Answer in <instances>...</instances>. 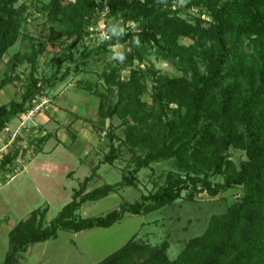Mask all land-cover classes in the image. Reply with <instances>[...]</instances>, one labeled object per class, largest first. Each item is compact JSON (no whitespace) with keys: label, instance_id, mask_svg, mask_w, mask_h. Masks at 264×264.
Listing matches in <instances>:
<instances>
[{"label":"trees","instance_id":"1","mask_svg":"<svg viewBox=\"0 0 264 264\" xmlns=\"http://www.w3.org/2000/svg\"><path fill=\"white\" fill-rule=\"evenodd\" d=\"M18 1L0 0V59L17 41L27 16L28 4L16 5ZM44 5L51 22L52 45L66 43L61 38L64 30L54 25L59 20L66 22L69 35H75L69 48L94 31L90 25L106 7L105 16L112 18L111 22H130L127 34L118 41L124 44L125 62L110 63L102 74V83L78 80L80 87L100 98L101 123L116 114L125 126V138H122L110 123V149L100 162L113 163L118 157L119 145L114 142L118 138L137 159V169L172 157L180 166L194 165L198 159L206 158L212 173L222 174L223 180L212 181L208 172L202 176L189 171L185 175L169 171L164 183L141 194L139 199L121 202L105 214L79 217L76 211L85 201L136 184L135 176L124 171L122 180L86 190V183L97 173L99 162L50 223L44 225L48 207H39L10 230V246L0 264L18 263L30 244L54 238L60 229L79 231L109 226L127 212L148 213L173 203L183 189L189 198H194L203 190L216 195L236 185L243 186L242 198L231 203L226 212L213 214L206 230L190 238L176 258L170 259L166 252L168 241L152 246L132 236L94 264H264V0H186L183 7L178 6V0H166V5L157 0H49ZM192 7L207 12L211 18H203L200 13L185 15L184 11ZM133 22L138 23L137 28L131 27ZM133 36H139V48L132 44ZM181 37L191 42H180ZM115 43L114 39L84 47V55L90 54L93 47L107 49ZM245 43L255 48L248 59L243 52ZM147 48H153L163 58L177 57L179 65L193 70L195 76L148 69L153 99L149 103L142 98L147 89L146 73L139 65L134 66L136 59L145 60ZM45 50V42L39 46L33 42L31 53H15L12 66L26 58L31 69L22 91L0 104V135L18 114L31 109L48 82L63 79L70 70L67 68L66 73L58 75L59 66L51 76L37 74L39 55ZM201 59L206 60V72L200 75L196 69ZM124 68L130 71L127 78L122 76ZM17 77L15 74L2 77L0 89ZM184 94L187 98L182 102L180 98ZM171 102L178 105L170 107ZM220 143L224 147L232 144L244 149L245 157L239 165L216 147ZM18 156L19 150L3 154L0 175Z\"/></svg>","mask_w":264,"mask_h":264},{"label":"rangeland","instance_id":"2","mask_svg":"<svg viewBox=\"0 0 264 264\" xmlns=\"http://www.w3.org/2000/svg\"><path fill=\"white\" fill-rule=\"evenodd\" d=\"M48 1L20 0L16 3V5L22 2L28 4L27 16L22 22L17 41L9 47L0 59V79L9 74H15L18 77L0 89V104L15 98L22 91V84L24 80L28 79L31 63L25 58L13 67L12 60L17 52L20 54L31 53L33 42L36 46H39L40 42L46 43V50L39 55L37 74L51 76L59 66L61 70L58 75L65 72L67 68L70 70L67 73L65 72L63 79L48 82L44 87V92L35 98L31 109L18 114L8 123L0 135V159L6 152L16 150H19V157L26 156L27 158L34 155L38 147L51 148L53 144L60 143L61 148H68V151L73 153L75 151L77 153L86 151L88 154L91 153L90 155L93 158L99 157L102 159L110 149L109 131L112 127L110 123H113L115 133L122 138H125V126L122 119L116 114L112 118H106L101 123L102 118L98 111L100 98L93 92L80 87L78 80L90 79L102 83L104 82L103 72L105 69H109L110 63L115 62L109 59L111 55L109 47L107 49L93 47L90 54L87 55H84L83 50L84 47H91L93 44L97 46L102 43L99 40L100 32L106 30V27L113 23L110 21L112 18L105 16L106 7L99 19L90 25V28H94V31L71 48L68 46L73 42L75 35L67 33L69 27L65 21H56L54 25L64 30L61 38L66 40V43L63 46L59 44L52 45L49 40L51 22L48 21L47 8L45 9L44 5ZM184 13L187 16L200 13L203 18H211V15L207 12H200L197 7H192ZM119 23L125 27V30L128 27L127 24H130V22L127 24ZM204 24L208 25L207 22ZM137 25L136 22L131 23L132 28H137ZM180 42L190 43L191 40L181 37ZM119 44L122 50L124 44ZM254 51L253 45L244 44L243 52L247 55L245 59L251 58ZM65 55H68V57H65ZM179 64L180 60L177 57L172 59L163 58L158 56L153 48H147L145 60L139 62L136 59L134 61V66L139 65L146 73L147 89L143 92L142 98L152 103V80L148 71L150 68L172 75L195 76L192 74L193 70H186L183 65ZM76 66L79 69H76ZM196 70L200 75L206 72L205 59L199 61ZM129 74V68L122 70L124 78H127ZM186 98L187 95L184 94L180 100L185 102ZM177 105L178 102H171L169 106L175 107ZM37 116H43L48 120L44 121V119ZM58 131H60L59 134ZM44 136H46L45 140L39 139ZM114 142L119 145L118 157L113 163L104 164L103 170L100 172L101 176L96 178L91 185L118 182L122 180L124 171L135 176L136 184L123 186L119 190L111 191L99 199L85 201L76 211L79 217L105 214L118 207L121 202L139 199L141 194L156 190L160 184L164 183L167 180L169 171H177L183 175L189 171L199 173L202 176L208 172L211 174L212 181L223 180L222 174L212 173V168L208 165L206 158L198 159L194 165L184 164L180 166L176 158L172 157L152 161L150 164L137 169V159L133 158L129 146L118 138L114 139ZM216 147L224 150L237 165L245 157V151L241 147L232 144L224 147L221 143L217 144ZM14 166L17 168L18 163ZM89 171L87 164L81 165L76 171L73 185L78 186L79 180ZM0 179L1 184H4L6 181L4 171L1 172ZM243 192V186L236 185L228 187L216 195H211L203 190L198 192L194 198H189L187 190L183 189L181 196L173 203H168L148 213L135 214L127 212L110 231H99V233H93L89 237L85 236V241H78L77 245L84 252V259L77 264H94L98 262L121 247L132 236L139 242L148 243L152 246H160L163 241H168L166 252L170 259H174L180 254L190 238L200 235L206 230L213 214L226 212L231 203L242 198ZM72 196L73 193L71 194V191H69L63 199L68 201L72 199ZM57 212L56 207H53L44 219V225L50 223ZM115 233L118 234L117 238L114 237ZM60 234H62V238L70 235L69 231L64 229L60 230ZM111 235L112 237H110ZM116 245H119L118 248H116ZM9 246V235L0 238L1 260L4 259L3 254L6 253ZM59 251L63 252L64 249H59ZM70 253L73 255L74 251ZM24 263L34 264V261ZM16 264H23L22 259L19 258ZM49 264H52V262Z\"/></svg>","mask_w":264,"mask_h":264},{"label":"crops","instance_id":"3","mask_svg":"<svg viewBox=\"0 0 264 264\" xmlns=\"http://www.w3.org/2000/svg\"><path fill=\"white\" fill-rule=\"evenodd\" d=\"M37 117H41L44 121L48 120L43 116ZM60 144H53L51 148L38 147L34 155L27 158L18 156L8 164L4 171L6 181L4 184L0 181V238L8 236L10 230L20 220L27 218L36 208L47 206L46 216L53 207H56L59 212L70 200L63 199L64 195L69 191L72 194L74 189L78 188L84 178L91 173L92 168L101 161L99 157L94 156L93 158L91 153L88 154L86 151L73 153L68 151V148H61ZM17 163L16 168L14 165ZM106 163L109 162H100L95 176L87 181L86 190L95 187L91 183L101 176L100 172ZM83 164H87L90 171L83 175L78 186H74L76 171ZM118 223L119 221H116L109 226H94L79 231L64 229L70 233L64 238L60 234V229L56 237L30 244L23 251L20 259L23 264H27L24 263L26 261H34V264H49L50 262L52 264H77L84 259V252L78 248V241H85V236L89 237L99 231H110ZM117 236L118 234L115 233L114 237L117 238ZM118 246L116 245V248ZM59 249H64V251L61 252ZM71 251H74L73 255ZM5 255L6 253L3 254L4 257ZM1 261L3 260L0 259V263Z\"/></svg>","mask_w":264,"mask_h":264},{"label":"clouds","instance_id":"4","mask_svg":"<svg viewBox=\"0 0 264 264\" xmlns=\"http://www.w3.org/2000/svg\"><path fill=\"white\" fill-rule=\"evenodd\" d=\"M157 3L166 5V0H157ZM185 3L186 0H178V6L180 7H183ZM126 34L125 27H123L119 22L111 23L106 27V30L100 32V42H109L114 39L117 41V43L109 46V51L111 53L109 57L110 60L117 61L118 63L122 64L127 59L125 52L121 50V45L118 43V41ZM131 42L137 48L141 46L139 36H133Z\"/></svg>","mask_w":264,"mask_h":264},{"label":"built area","instance_id":"5","mask_svg":"<svg viewBox=\"0 0 264 264\" xmlns=\"http://www.w3.org/2000/svg\"><path fill=\"white\" fill-rule=\"evenodd\" d=\"M91 30H94V28H90Z\"/></svg>","mask_w":264,"mask_h":264}]
</instances>
